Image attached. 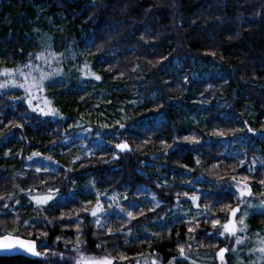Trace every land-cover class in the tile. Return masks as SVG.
<instances>
[{"label": "trees", "instance_id": "16d2710c", "mask_svg": "<svg viewBox=\"0 0 264 264\" xmlns=\"http://www.w3.org/2000/svg\"><path fill=\"white\" fill-rule=\"evenodd\" d=\"M44 46L63 56L85 52L89 77L85 87L78 82L79 57L71 70L59 65L64 86L46 91L55 114L32 109L20 89L0 91V234L33 239L41 253L0 257V264H71L77 238L113 264L146 257L167 264L178 257V246L190 243L204 256L221 245L231 248L241 237L224 240L218 233L232 208L242 206L228 182L237 178L251 184L255 196L264 193L258 192L264 166L248 169L246 158L227 154L224 144L244 119L251 136H264V0H0V69L42 64L35 57ZM207 64L221 74L202 75L199 67ZM193 91L209 100L208 129L185 125L180 103L192 105L186 100ZM75 122L105 142L54 172L12 174L10 168L20 170L24 162L16 156L57 154ZM123 144L128 147H118ZM4 153L14 160L2 159ZM154 160L157 169L149 167ZM90 181L126 196L131 232L116 220L95 225V200L73 194ZM142 187L157 205L141 203ZM49 190L58 196L38 212L25 193ZM197 193L207 213L154 224ZM262 215L248 220L251 231L262 228Z\"/></svg>", "mask_w": 264, "mask_h": 264}, {"label": "rangeland", "instance_id": "374dc122", "mask_svg": "<svg viewBox=\"0 0 264 264\" xmlns=\"http://www.w3.org/2000/svg\"><path fill=\"white\" fill-rule=\"evenodd\" d=\"M42 52L45 53L47 57L46 61L39 60L42 64L38 65V71L43 72L47 76V79L44 82L43 91L33 90L32 95H29L22 88L11 86V81H7V78L3 76H0V83H4L7 81L9 86L0 89V91L20 89L21 91H23L26 97L27 101L25 100V102L31 100L32 109H37L38 112L41 113H49L50 110H52V105L48 95L46 94V91H53L64 86V81L61 78L58 68L59 65L61 63L63 64L64 62L67 64L68 68H66L68 70H71L73 66H76V57H79L82 61L80 64L78 82L82 84L83 87L86 86L87 82L85 83V80L88 79V73L90 72V70L86 65V54L83 51H80V53H77V55L71 51L72 54L69 52L70 54L68 53L63 56L61 54H55L49 46H44L43 48L41 47V49L36 53L38 55ZM48 53H52V55L48 56ZM211 67L212 66L207 64L205 66L202 65V67H199V69L203 70L202 75H205L206 77H217L221 74V69L219 67H214L212 69ZM4 69L7 68L3 67L0 69V71H3ZM28 71H30V69L25 70V72ZM194 74L197 75V73ZM90 77H93V79L95 78L93 75H91ZM15 79L17 82H22V78L18 74L15 76ZM187 95L188 98L186 102L188 101L189 104L192 103V105H189V107L187 108H182V101H184V99H182L180 103V107L182 109L181 114L185 119V125H197L202 129H208L209 118L207 115V109L210 106L209 100L207 98L199 97V95L195 91L188 93ZM242 121H244L243 124L248 122L245 119ZM242 125L239 127L237 135H235L231 139H227L224 141L225 152L231 155L242 154L246 158V161L244 163L246 164L247 168L253 170L254 168L264 165V136L257 133L255 134V136H251L249 134V127L245 128ZM67 127L69 129H72L74 131V134L71 137L66 138L63 143L56 148L54 152H56L57 154H54V156L45 157L41 155L31 154H27L25 156L21 154L19 156H16L19 159H23L24 162L20 170L10 168L12 174L22 177L28 170L34 169L37 171L38 168L39 171L54 172L57 170V167L63 162L72 164L82 158L90 156L94 152L97 145L105 142L104 136L102 134H94L92 132V129L90 127H86L83 122H75ZM253 137H255V139H253ZM14 157L15 156L11 153H4L2 159L5 160L9 158L14 160ZM199 161L200 164L202 162V159H199ZM149 167H154L157 169L155 160L150 163ZM154 173H158L157 176L159 177L162 175L161 173H159V171L156 170H154ZM161 180L166 182V179L163 177ZM197 181L201 182L202 177H198ZM243 182L244 181L238 180L237 178H233L227 184V189L229 190V192L231 194L235 193L241 200L242 204V210L236 216L235 222L238 224L239 219L243 216V214L247 213V216L244 217L245 224L247 226L246 230L237 233V235L241 237L240 239L242 240V243L237 245L235 242H233L231 248L221 245L216 253L210 256H204L197 249V247L193 245V243H190L189 245L191 246V250L190 252H187V254L190 257V260L194 261L195 264H221V261L216 254L220 249L223 248L229 249V251L225 254L224 264H261V254L258 251H254V249L261 246L259 244L260 240H264V222H262L263 226L261 229H254V231H251L248 220L251 219L255 214L259 213L263 214L262 216L264 217V193H261L262 195L259 194L254 198H252L251 196L247 197L245 195L241 196L240 189L243 188ZM195 187L197 192L202 188V186L200 185H195ZM73 194L79 195L80 198H86L88 196L95 200V206L93 210H96L97 204L100 205V210L97 212V216H92L97 227L100 228L109 225L112 226L116 220L122 223L126 222L124 226H128V231L131 232V226L134 220H132V217L130 218L128 216V213L125 211L126 209L124 208L123 204L124 198L126 196L121 195L116 190H102L95 184L94 181H90L86 186H76V191ZM25 195L29 198V200L32 202V205L38 212H45V207L47 206V204L58 196L57 194H55V190H49L47 193L31 191L25 193ZM44 196H51L52 199L48 200L45 204L38 205L35 198ZM137 196H139L141 203L145 204L151 202V204L153 205L158 204V200L155 198L154 194L144 187H142ZM192 197H197L198 199L194 202L193 199H191ZM207 210V206H205L204 203H200L199 193L195 195H188L186 200H184L183 202H179L165 218L163 217L162 221H155L154 224L156 223V225H160L161 222L168 223L169 221H175L180 218H198L201 215L207 213ZM97 219L99 220V224L96 223ZM228 221L229 220H227L225 223H227ZM124 226L122 224V228H124ZM138 230H142L143 232L148 231V229L146 228H139ZM222 232L223 229L222 227H220L218 236L224 240H227L229 234L224 233L222 235ZM191 239L193 240V235L190 240ZM233 249L235 250L233 251ZM81 257L101 258L106 256L101 253L91 254L87 252L82 247L81 241L79 239H75L73 241L72 252L68 255V258L70 259L71 264H77V261H79ZM153 260L156 261V264H161L155 257L142 258L140 260H137L136 264H151ZM167 264H169V262ZM175 264H189V261L182 260L178 255V257L175 258Z\"/></svg>", "mask_w": 264, "mask_h": 264}, {"label": "snow or ice", "instance_id": "6c2138e0", "mask_svg": "<svg viewBox=\"0 0 264 264\" xmlns=\"http://www.w3.org/2000/svg\"><path fill=\"white\" fill-rule=\"evenodd\" d=\"M48 56H51L52 53H48ZM36 60H47V57L45 53H40L36 55L35 57ZM25 68L30 69V71L25 72L24 68H17V69H4L3 71H0V76L6 77L7 81H11V86L13 87H18L22 88L25 92H27L29 95H32L33 90L37 91H43L44 88V81L47 79V76L43 73L38 71L39 66L38 65H33V64H27L25 65ZM19 75L22 78V82H17L15 79L16 75ZM96 79H100L99 76L96 77ZM0 83V89L6 88L9 86L8 82ZM29 105L31 106V100L28 101ZM52 114H55L54 110H50ZM121 149H125L128 146L126 144L123 145H118ZM34 155H38L35 154ZM31 159V157H30ZM39 171V168L37 169ZM261 183H264V181H260ZM240 194L241 196L244 195H251V190L248 187V184L245 182L243 184V188L240 189ZM0 199H4V197H0ZM36 203L38 205L40 204H45L47 203L48 200L52 199L51 196H44V197H37ZM193 201L195 202L198 198L197 197H192ZM18 203V201H17ZM251 206V205H250ZM4 207H7V204L4 205ZM100 210V205L97 204L96 210H93L91 212V215L93 217L97 216V212ZM239 212V208L232 209L230 212L231 219L227 223H224L221 225L223 232L221 233L222 235L224 233H227L232 236H237V233L243 232L246 230V224H245V219L244 217L247 216V213H244L243 216L239 219L238 224L235 222V218L237 216V213ZM128 216L131 218L132 213L129 212ZM26 223V222H25ZM97 224H99V220L97 219L96 221ZM218 224H220L219 220L213 221V227L215 228ZM193 228L189 227L188 232L191 233L193 232ZM43 235H47V233H43ZM155 235V234H154ZM59 239V238H58ZM79 239V238H77ZM235 243L237 245L242 243V240L237 237ZM259 244L261 245L260 247L254 249V251H258L261 254V264H264V240H260ZM46 247V245H45ZM99 247V245H98ZM16 248H22L24 251L31 253L33 256H39L41 253L37 251V245L35 241H27L24 239H21L19 237H15L11 234H0V250H12ZM191 246L189 245L186 249L185 246H178V252H179V257L182 260L189 261V264H195L194 261L190 260L189 255L187 252H190ZM235 249H233L234 251ZM229 251V249L224 248L220 249L219 252L216 254L219 260L221 261V264H224V257L225 254ZM121 259H126V257H121ZM77 264H113V260L109 257H101V258H85L81 257L79 261H77ZM151 264H156V261L153 260ZM169 264H175V258H173L172 261L169 262Z\"/></svg>", "mask_w": 264, "mask_h": 264}, {"label": "water", "instance_id": "95a60500", "mask_svg": "<svg viewBox=\"0 0 264 264\" xmlns=\"http://www.w3.org/2000/svg\"><path fill=\"white\" fill-rule=\"evenodd\" d=\"M236 208H238V207H235L234 209H236ZM229 219H231V216ZM11 235H13V234H11ZM13 236H15V235H13ZM15 237H19V238L27 240V241H35L33 239L25 238V237H20V236H15ZM35 243L37 245L36 241H35ZM14 256H28V257H32V258L37 257V256L31 255V253L24 251V249H22V248H16V249H12V250H0V257H14Z\"/></svg>", "mask_w": 264, "mask_h": 264}, {"label": "bare ground", "instance_id": "6f19581e", "mask_svg": "<svg viewBox=\"0 0 264 264\" xmlns=\"http://www.w3.org/2000/svg\"><path fill=\"white\" fill-rule=\"evenodd\" d=\"M224 249V248H223ZM38 251V250H37Z\"/></svg>", "mask_w": 264, "mask_h": 264}]
</instances>
